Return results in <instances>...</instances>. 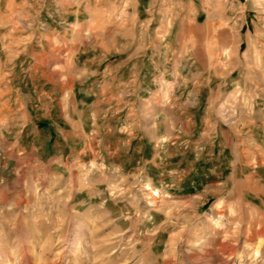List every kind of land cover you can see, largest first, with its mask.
<instances>
[{"label":"rangeland","instance_id":"1","mask_svg":"<svg viewBox=\"0 0 264 264\" xmlns=\"http://www.w3.org/2000/svg\"><path fill=\"white\" fill-rule=\"evenodd\" d=\"M0 0V264H264V2Z\"/></svg>","mask_w":264,"mask_h":264},{"label":"bare ground","instance_id":"2","mask_svg":"<svg viewBox=\"0 0 264 264\" xmlns=\"http://www.w3.org/2000/svg\"><path fill=\"white\" fill-rule=\"evenodd\" d=\"M256 2L260 3V2H264V0H257Z\"/></svg>","mask_w":264,"mask_h":264}]
</instances>
